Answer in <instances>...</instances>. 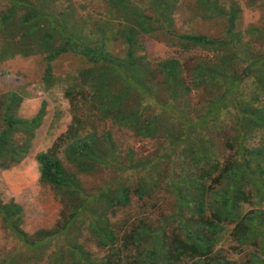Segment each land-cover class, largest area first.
<instances>
[{"label":"trees","instance_id":"1","mask_svg":"<svg viewBox=\"0 0 264 264\" xmlns=\"http://www.w3.org/2000/svg\"><path fill=\"white\" fill-rule=\"evenodd\" d=\"M57 1L0 0L6 4L0 9V62L16 56L41 55L45 63L43 79L48 82L51 64L56 59L65 54L78 55L88 65L79 72V80L90 91L88 101L102 120H109L141 139L163 138L171 144L172 150L180 143L185 145L180 153V173L177 177L171 176L166 187L175 200L174 213L165 217L166 223L176 224L174 233L168 235L163 224L139 221L124 234L123 247L119 245L121 238L117 243L116 254L120 247L124 252L132 247L130 262L124 258L115 263L109 258L101 262L94 260L78 241L71 239L61 247L63 257L57 255L59 248L53 252L54 264H63L64 260L71 264H235L219 259L216 254L227 225L233 226L229 237L239 247L254 248L245 264H264L262 211L242 213L245 204L256 207L264 204V143L248 146L254 133L264 128V105H260L264 98V52L257 51L250 42L258 29H251L249 41L243 44L241 33L234 31L237 7L232 6L227 12L212 0H199L210 17L225 19L228 39L176 35L172 31L175 0H147L150 15L129 4L128 0H109L123 19L117 29L125 46L124 57L120 58L106 51L103 33L98 34L99 41L95 42L90 36L82 37L74 24H69L70 13L61 11L54 15L49 5ZM245 1L250 6H264V0ZM157 32L177 38L186 50L199 48L222 52L209 61L195 62L191 66L190 85L177 60H164L156 71L160 76L159 84L150 86L149 63L145 54L137 55L138 50H144L138 37ZM247 78L252 82L249 93L244 95L241 87ZM159 90L167 101H154L157 106L151 110L148 101H153L154 96L156 100L158 96L151 95ZM195 90L211 92L203 107L183 103L180 111L174 110L172 103H188L187 98ZM21 100L16 91L10 90L0 101V170L7 169L9 162L18 163L26 156L30 139L45 113V103H42L31 119L17 117L15 110ZM229 105H232L234 119L227 126L225 117ZM168 113L170 118L166 122ZM176 127L179 135L173 136L172 130ZM16 133L24 136L23 144L14 141ZM221 135L225 140L224 151L233 152L228 159H218L215 141ZM103 148L107 153L102 152ZM115 152L110 134L101 140L88 134L81 138L74 136L66 145L64 156L80 174L92 175L97 167L120 168L124 172ZM36 162L41 183L62 189L67 197L79 202L72 205L66 221L52 230L37 231L35 238L18 228L16 221L21 213L18 205L0 204L4 226L21 247L32 251L39 247L49 248L52 242L63 238L76 217L89 214L87 208L91 198L82 197L75 174L68 173L56 157L39 153ZM152 182H140L135 190L138 199L151 195L154 189L149 184ZM97 199L103 202V209L88 215V230L99 247L114 251L117 237L107 212L117 206H126L129 190L118 183L106 185L98 190Z\"/></svg>","mask_w":264,"mask_h":264},{"label":"rangeland","instance_id":"2","mask_svg":"<svg viewBox=\"0 0 264 264\" xmlns=\"http://www.w3.org/2000/svg\"><path fill=\"white\" fill-rule=\"evenodd\" d=\"M128 1L147 15L151 14L147 8V0ZM212 1L227 12L230 7H237V25L234 31L241 33L243 44H245L249 41L250 30L257 28L258 33L251 37L250 42L257 51L264 52L263 5L250 6L245 0ZM5 7L6 4L0 2V9ZM49 10L53 14L61 13V11L70 13L69 24L73 23L82 37L90 36L98 42V34L103 33L106 51L115 57H124L125 46L117 35V29L123 19L121 14L111 7L109 0H59L50 3ZM210 16L211 14L203 9L199 0H175L172 31L176 35H198L219 41L228 39L225 36V19ZM138 38L144 50H138L137 55L145 54L146 61L149 63L147 72L150 86L159 84L160 76L156 71L158 64L164 60H177L183 68V77L187 85H190L191 66L195 62L209 61L215 57V54L222 52H211L199 48L186 50L180 46L177 38L160 32L153 35H140ZM87 67L83 58L78 55H62L51 64V78L46 82L43 79L45 63L41 55L27 58L16 56L0 62V101L8 91H16L22 97L15 110L17 117L31 119L39 111L41 104L45 103L42 122L30 139L26 156L18 163L9 162L7 169L0 170V204L6 205L12 202L20 207L21 213L16 221L18 228L33 238L37 231L52 230L57 224L66 221L71 214L72 205L79 201L67 197L62 189L41 183L39 178L36 156L39 153L52 155L62 163L68 173L75 174L81 185L82 197H91L87 208L89 214L103 209V202L97 199L100 188L116 183L128 188V204L124 207H114L107 212L110 225L117 237L114 251L111 248L99 247L96 239L90 235L89 214L76 217L69 231L58 242H52L49 248L39 249V247L34 251L21 247L0 218V264H54L53 252L59 248L57 255L63 257L61 247H65L71 239L78 241V244L83 246L94 260L101 262L109 258L115 263L117 259L124 258L130 262L134 252L132 247H128L126 252L120 247V252L116 254L117 243L121 238L119 245L122 246L124 234L139 221L152 225L163 224L168 235L176 230L175 223H166L165 217L172 215L175 210L174 196L166 187L170 184V177L180 173L182 166L180 153L185 143H180L177 149L172 150L171 144L163 138L141 139L129 130L113 125L109 120H102L88 101L91 97L90 91L79 80V72ZM251 82L252 79L247 78L242 85L244 95L249 93ZM212 91L214 92V89ZM210 93V91L195 90L187 98L188 103L179 101L176 105L172 103V106L178 111L183 103L195 108L203 107ZM154 95L158 96L156 100ZM151 96H154L153 101H148L151 110L157 106L156 102L166 103L167 101V97L160 90ZM260 105H264V98H261ZM231 107L232 105H229L228 115L225 117L227 126L231 125L234 119ZM169 118L168 113L166 122ZM172 131L173 136L179 135L177 127ZM88 134L96 135L98 140L103 139L106 134L111 135L116 151L115 158L120 162L119 165L124 172H121L120 168L102 169L101 167H97L92 175L76 172L74 166L64 156L65 147L74 136L81 138ZM13 139L18 145L25 141L21 133H16ZM216 140L218 159L232 157L233 152L224 151L223 135ZM260 143H264V128L254 133L248 146L253 147ZM102 152L107 153L106 148H103ZM127 154L131 157L127 158ZM144 180L153 181L155 185L151 186L152 183H150L149 187L154 190H151L148 198L138 199L135 190ZM77 199L80 198L77 197ZM251 210L262 211L264 218V204L257 207L245 204L242 207L243 214ZM231 229H233L232 225L225 227L224 239L216 248V254L219 259L231 263H248L254 248L239 247L229 237ZM62 262L71 264L65 260Z\"/></svg>","mask_w":264,"mask_h":264}]
</instances>
